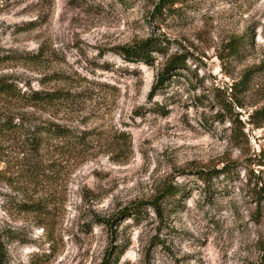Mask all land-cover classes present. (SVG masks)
Returning a JSON list of instances; mask_svg holds the SVG:
<instances>
[{
    "label": "rangeland",
    "instance_id": "rangeland-1",
    "mask_svg": "<svg viewBox=\"0 0 264 264\" xmlns=\"http://www.w3.org/2000/svg\"><path fill=\"white\" fill-rule=\"evenodd\" d=\"M153 2L0 0V80L14 90L0 114L18 125L0 131L5 264H264V126L247 124L264 105V0H182L164 22ZM157 36L166 51L150 63L116 50ZM252 68L239 109L229 88ZM55 91L66 98L29 101ZM45 122L71 135H36ZM167 185L179 194L160 217L150 204Z\"/></svg>",
    "mask_w": 264,
    "mask_h": 264
},
{
    "label": "trees",
    "instance_id": "trees-1",
    "mask_svg": "<svg viewBox=\"0 0 264 264\" xmlns=\"http://www.w3.org/2000/svg\"><path fill=\"white\" fill-rule=\"evenodd\" d=\"M182 0H156V2H153V8H154V14L155 17L158 18L160 22H164L165 19L168 18H177V16L180 15V8H176L175 6L179 3H181ZM167 47V40L157 36V37H149L140 41H137L133 45H124L119 46L116 48L118 52L130 60L131 62H136L138 60L145 61L146 63H150L152 60V53L157 52H164L166 51ZM228 48V54L219 55V58L221 61H225V59L230 57H237L240 54V51L242 49V42H241V36L239 37H233L231 40H229L228 44L226 45ZM185 55L178 54L173 55L169 57V59L166 61L165 66L163 68V72H161L159 78H158V85L155 87L156 89L159 88V86L163 83L164 80L169 78L172 74H177L178 68H182L185 65ZM252 69H247L243 73L240 80L233 85L230 86V99L231 101L236 104V106L241 109L242 107V101L240 100L239 96L242 92H244L247 89L248 83L250 81V78L252 76ZM0 94L4 95H14L13 86L6 82L5 80H0ZM67 95V94H66ZM65 94L61 91H55V92H36L32 97H30L31 102L33 103H40V104H46V105H54L56 102L64 100ZM219 104L221 105L222 109L226 110L227 113H229L231 116L235 115L233 112V109L231 108V103L228 101L226 97H221L219 100ZM233 122H235L238 127L233 128L232 131V139L233 141H238L241 139L242 135V127L243 123H241L238 118L236 117L233 119ZM247 124L252 125L255 128H260L264 126V105L262 107L256 109L248 116ZM17 124L15 123V119H13L12 116L7 114H0V131H14L17 128ZM240 128V129H239ZM36 135L37 134H45V135H51L54 137H66L70 136L71 132L69 129H67L64 126H61L59 124H53L50 122H45L44 124L37 127ZM36 142H33L32 149L34 145V149L40 147V145L43 144L44 139L40 137L35 138ZM213 175L218 176V172L213 171ZM201 178H207L208 174L207 172H201ZM178 189L175 187H172L171 185L165 186L161 192L158 193L157 197L154 201H152L150 204L157 214L161 217L162 216V205L164 202L175 198L178 195ZM31 206L26 205L25 209H29ZM144 209V202L140 201V203H134L130 207L125 208V210H128V212H132L134 216H138L141 212V210ZM124 210V212H125ZM30 211V210H29ZM35 211V210H31ZM111 223V222H108ZM261 251L264 253V239L261 241L260 244ZM5 254L3 251L2 244L0 242V264H5L4 260ZM107 261H109V258L106 259L105 264H107Z\"/></svg>",
    "mask_w": 264,
    "mask_h": 264
}]
</instances>
